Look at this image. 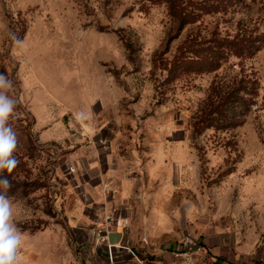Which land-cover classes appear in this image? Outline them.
Returning <instances> with one entry per match:
<instances>
[{
	"label": "rangeland",
	"instance_id": "1",
	"mask_svg": "<svg viewBox=\"0 0 264 264\" xmlns=\"http://www.w3.org/2000/svg\"><path fill=\"white\" fill-rule=\"evenodd\" d=\"M219 6L180 28L167 3L150 0H0V73L17 101L7 122L14 178L38 188L9 197L17 228L64 232L72 264L107 259L116 229L112 250L150 261H176L188 232L195 264H264V0ZM237 37L262 47L166 83L165 62L187 38ZM241 80L258 93L244 123L197 135L210 97Z\"/></svg>",
	"mask_w": 264,
	"mask_h": 264
},
{
	"label": "trees",
	"instance_id": "2",
	"mask_svg": "<svg viewBox=\"0 0 264 264\" xmlns=\"http://www.w3.org/2000/svg\"><path fill=\"white\" fill-rule=\"evenodd\" d=\"M234 0H203L194 3L188 0H150L151 4L159 5L167 3L169 6V14L172 19L182 28L186 25H192L198 22L203 15L219 13L221 8L219 5H232ZM264 45V41L262 42ZM262 46L257 44L253 39L236 38L234 42H228L224 46L217 44V41L210 42L198 41L196 38H187L177 49L176 55L169 62H165L163 70L167 73L166 83L171 84L182 78L188 73L199 72H216L221 68V62L226 53H233L238 58L251 57ZM215 93V90H214ZM256 83L241 80L237 87L229 90L222 95L216 94V98H211L206 108L201 112L198 119L194 123V132L200 135L204 130L214 128L216 130L235 129L244 123V118L256 105L257 98ZM262 109L264 110V104ZM18 167V166H17ZM17 167L11 174L7 175L12 182V188L9 190V197L17 195L21 190L24 191L37 190V182L27 181L19 182L14 176L17 173ZM52 213V212H51ZM48 213L52 218L55 214ZM20 231H29L36 233L40 230L30 229L25 224L19 225Z\"/></svg>",
	"mask_w": 264,
	"mask_h": 264
},
{
	"label": "clouds",
	"instance_id": "3",
	"mask_svg": "<svg viewBox=\"0 0 264 264\" xmlns=\"http://www.w3.org/2000/svg\"><path fill=\"white\" fill-rule=\"evenodd\" d=\"M12 88V81L0 73V264H21L19 249L22 233L13 222V205L8 195L12 182L4 175L5 172L11 174L19 163L14 155L17 136L7 123L17 104L8 95Z\"/></svg>",
	"mask_w": 264,
	"mask_h": 264
},
{
	"label": "crops",
	"instance_id": "4",
	"mask_svg": "<svg viewBox=\"0 0 264 264\" xmlns=\"http://www.w3.org/2000/svg\"><path fill=\"white\" fill-rule=\"evenodd\" d=\"M82 118L90 117V109L83 110L78 114ZM36 124V120H35ZM50 127V125H45L40 131H45V128ZM41 132L40 135H41ZM56 140L48 139L47 141L43 142L48 143L50 141ZM84 222H92V218L90 216L84 215L82 218ZM81 222V220H77L74 216H72L71 223ZM72 229L76 231L79 238L82 237V232L77 229L76 226L72 225ZM20 231V230H19ZM22 233V244L19 249V257L21 264H72L71 261V246L68 244L67 237L64 232H60L59 230H55L53 227L52 229H45L43 231H38L36 233H30L28 231H20ZM46 232H48L47 235ZM120 230H110L108 234L111 233H119ZM42 235V236H41ZM45 235V236H43ZM30 237H36L35 239H41L39 241H35L34 239H30ZM84 237V241L81 242L82 244L86 243V236ZM82 237V238H83ZM81 238V239H82ZM91 238H89L90 240ZM83 250V249H82ZM106 256L105 258H99L97 260H92L91 264H111L109 259L108 249H106ZM84 251V250H83ZM97 253H91V256L96 255ZM163 259V258H162ZM160 260V259H159ZM163 261V260H161ZM164 261L168 264H177L179 262H175L174 260L164 259ZM113 264H136L132 257L127 254V252H114L113 255ZM179 264H182L181 262Z\"/></svg>",
	"mask_w": 264,
	"mask_h": 264
},
{
	"label": "built area",
	"instance_id": "5",
	"mask_svg": "<svg viewBox=\"0 0 264 264\" xmlns=\"http://www.w3.org/2000/svg\"><path fill=\"white\" fill-rule=\"evenodd\" d=\"M108 233H106V239H107V248H108V253H109V259H110V263L113 264V255H114V251L115 250H112L113 248H120L118 245H111L108 241ZM129 255L132 257L133 261L136 263V264H168L166 262H163L161 260H153V261H150L148 258L146 257H140V256H137L136 254H134L132 251H129ZM181 257H184L183 260H181L180 258ZM175 258H176V261L175 262H181V263H184V264H195V262L193 260H191V257L185 252V254H178V255H175ZM177 263V264H179Z\"/></svg>",
	"mask_w": 264,
	"mask_h": 264
},
{
	"label": "water",
	"instance_id": "6",
	"mask_svg": "<svg viewBox=\"0 0 264 264\" xmlns=\"http://www.w3.org/2000/svg\"><path fill=\"white\" fill-rule=\"evenodd\" d=\"M184 238L186 241V249L185 251L188 252V249L193 247L191 250L192 251H197L199 250L200 246L196 240H194L188 232H184ZM123 239V235L121 233H111L108 235V241L111 245H116L121 243ZM188 247V248H187Z\"/></svg>",
	"mask_w": 264,
	"mask_h": 264
}]
</instances>
